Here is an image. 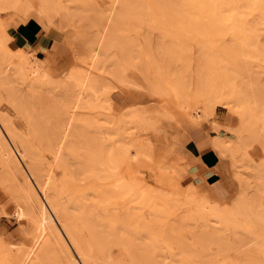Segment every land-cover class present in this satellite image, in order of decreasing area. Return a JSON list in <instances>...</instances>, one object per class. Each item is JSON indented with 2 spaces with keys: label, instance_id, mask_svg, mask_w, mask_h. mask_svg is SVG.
Returning a JSON list of instances; mask_svg holds the SVG:
<instances>
[{
  "label": "bare ground",
  "instance_id": "bare-ground-1",
  "mask_svg": "<svg viewBox=\"0 0 264 264\" xmlns=\"http://www.w3.org/2000/svg\"><path fill=\"white\" fill-rule=\"evenodd\" d=\"M19 1L0 0V11L14 9ZM194 1L179 0L187 10L186 6H189V9L193 7L190 11L188 10L191 19L193 16L191 14L195 13H192L191 10L196 9L193 5ZM160 2L162 0L157 1V5L159 10L162 7L163 10L160 12H163L165 8L163 5L169 4L164 1L166 4H160ZM117 3L121 4L122 13L118 12L119 9L115 11L114 7ZM140 3L138 0H112L111 5L108 4L106 10L100 12L101 10L96 8L90 0H66L65 3L61 0H40V9L38 10L42 9L43 13L53 9L57 10L64 20H69L68 18L75 20L73 26H76L79 32L66 43H69V49L72 48L70 52L73 59L77 60L79 65L88 66L86 70L72 66L58 79L51 76L45 61L39 60L37 57L34 58L31 53L30 55L21 47L13 44L8 38L9 35L0 33V92L5 95L3 98L9 106L4 105V107H8L7 109L13 112L17 118L15 120L11 114L0 110V188L4 192L6 190L13 199V207L16 209L13 213H18L15 214L16 217L28 219V223L33 229V231L22 229L31 237L29 245L22 246L21 243L5 242L0 239V264H215L207 257L202 258L201 253L208 250L210 244H215L219 251L226 250L228 241L220 236L216 230L217 227L209 222H217L224 227L231 225L248 233H255L251 227L255 225L256 218L258 221L260 219L264 222V140H260L262 144L259 142L263 148L262 158L255 160L247 153L252 143L250 141L256 142V138H260L261 135L257 134L255 125L262 123L259 127L262 130L264 128L261 116L264 109V84L262 85L260 80H258L260 84L257 83L253 78L255 75L248 73L245 62H242L237 56L239 50L245 49V53H248L253 47L254 36L260 24L264 22V7L259 5L261 8L254 23L241 27L234 40V45L217 48L220 50V55L196 57L197 61L194 60L193 68V64L190 62L191 57L186 51L190 48H184L186 44L182 43L183 40L179 41L185 50L179 51L182 52V55L185 52L187 55L174 56V53L179 52L177 48L181 44L178 42L180 45L177 47L176 33L168 30L173 22L166 25L167 22L161 21L160 24L159 21L158 29L162 30V34L166 32V29L167 32H170H168L169 34L164 33L165 37L170 35L171 38L175 33L174 37L176 36V38L173 37L175 42L168 43L169 46L176 43L175 46L173 45L175 48L169 49L168 44L165 45L168 48L162 46V40L158 37L160 32L157 37L161 41L158 43L161 47L159 52L162 55L159 59L150 58L151 51L145 45L148 48H146L145 55H148L149 59L139 60L143 64L140 70L147 76L149 75L151 82L149 85L151 88L153 87L152 89L157 92V95L163 93L164 90L172 91L178 100L184 103V106L188 104L190 89L196 90L198 95L209 92L213 96L223 91L230 96V101H225L223 105L238 116V126L228 129L233 132V142L222 141L220 136L213 135L210 143L221 157L228 154L233 166L237 165L236 163L242 164L246 171L238 177L240 189L237 196L231 205L223 206L224 203L220 205V203L214 202L215 197H212L213 199L208 197L206 195L208 192L197 200L192 183L186 184L182 198L172 193L164 195L146 187L129 174V159L132 158L131 156L141 154L143 149L140 146H134L124 135V132L119 130L120 127L111 131L104 126L103 124L107 120L105 114L97 111L99 112L97 116L90 115L93 109L104 111V108L107 107L105 106L106 99L103 98L106 89H103L104 92L101 93L97 91L101 85L104 87L105 81L102 83L103 80L100 79V83L90 73L92 68H99L100 62H103L101 58L106 54L108 46L116 44V48L119 50L117 51L118 55H120V60L109 61V63L114 62L113 65H115L112 70L106 68L111 70L108 71L111 76L121 77V70H125L126 66L130 67L131 63H134V60L127 58L131 53L127 52L126 47L128 46L120 44L121 38L118 40L114 36L120 31L123 23L129 25L134 22H142L137 18L143 17V14L145 16L146 10L144 12L141 10L143 14L140 15L135 13L142 7L146 9L145 6H141L143 2L141 5ZM201 3L210 9L209 0H201ZM19 5L21 6V4ZM19 5V8L23 6V4L21 7ZM153 5L157 7L156 3ZM172 6H170L171 11H173ZM168 7L166 9L170 8ZM135 8L137 10L134 11ZM148 9L150 10V8ZM130 10L138 17L131 15ZM88 11L89 13H87ZM185 11L184 13H186ZM55 12L48 16L50 20ZM127 13L128 15H126ZM129 13H131V17H129ZM117 14L119 15L116 16ZM154 14L156 16V13ZM166 15L161 16L166 17ZM132 16L136 18L133 21ZM70 20L69 22L72 21ZM60 24L64 25V23ZM71 24L72 22L69 26L72 27ZM207 25L208 23L204 26ZM211 25L212 23L209 22L208 27ZM87 26L101 28L102 31L96 32L92 37L84 38L80 32ZM184 27H187L185 31L184 28L182 29L184 34L188 30V35L191 36L198 28H201V26L196 27L197 30L195 28L193 33L194 28L192 29L193 26L190 25L192 34H189L191 33L190 28L186 25ZM176 28L174 29L176 30ZM128 41L131 43V40ZM205 43L207 48L213 45V42L205 41ZM132 48H128V51ZM257 48L258 50H254L253 54H259L261 60H264L262 59L264 58V42ZM170 53H172L171 56L174 55L165 58ZM162 61L165 64L163 63V67L160 69L157 64ZM121 78L125 80L127 77ZM116 79L113 77V81ZM125 82L123 83L125 84ZM129 82L134 83L130 80ZM162 82L168 85L167 90L162 87ZM97 86L99 87L97 88ZM149 92L152 91L149 90ZM180 106L182 107V105ZM184 106L181 109H186L187 106L185 108ZM154 109L158 110V108ZM137 110L129 109L134 120L141 117ZM163 110H165L164 107ZM129 112L128 114H130ZM195 116L198 117V114L196 113ZM263 135L261 138L264 139ZM130 148L134 149L132 155ZM49 158L52 162L48 160ZM55 167H60L63 173L69 176V178L65 177L67 180L60 186L55 184L54 177L52 178ZM172 170L175 171L174 167ZM81 182H84V185L87 184L88 190H78ZM69 190L71 193L73 191L75 193L71 194V197H68V194L69 199L67 197L65 199ZM179 200L181 202L178 207L183 203L182 205L185 204L186 210H188V214L184 215L185 219L183 220L192 219V214L196 213H198V218L204 220L201 222L200 228L198 226L199 230L193 232L194 237H192V241L200 245L199 251L191 248L184 241L180 242L181 238L178 237L179 227L182 226L183 230H189L187 226L191 225L179 224V217L176 214L177 218H168L172 213H175L172 212L175 211L173 206L178 204ZM196 201H200L199 205H195ZM76 222L79 224L77 225ZM239 222L242 223V226H238ZM192 227L194 228V226ZM193 228L191 229L193 230ZM191 229L190 232L193 236ZM113 246L116 247L115 254Z\"/></svg>",
  "mask_w": 264,
  "mask_h": 264
},
{
  "label": "rangeland",
  "instance_id": "rangeland-1",
  "mask_svg": "<svg viewBox=\"0 0 264 264\" xmlns=\"http://www.w3.org/2000/svg\"><path fill=\"white\" fill-rule=\"evenodd\" d=\"M20 1L18 3L21 4V6L23 4L22 7L18 4L21 8H19L17 5L16 6L18 7L17 9L15 7L12 10L8 9L7 11L6 10L2 12L0 11V22H1L0 28L1 26H3L2 27L3 29L2 28L0 29L1 31L0 33H4L6 34V36L9 35L8 38L13 42V44L21 47L22 50H24L25 52H28L29 54L31 53L32 55L31 54L30 55L33 56L34 58L37 57L39 60L45 61L51 76L56 79L60 78L61 77L60 75H63L65 71L67 72L69 68H71L72 66H77L85 70L88 69L87 65L86 66L83 64L79 65V63H77L78 61L73 59L74 57L70 52L72 48L69 49L70 45L69 43L68 44L66 43L67 40L69 41L71 38L75 37L78 34L77 32H79L77 27L73 26L75 20L68 18L69 20L70 19L72 20V21L70 20L72 22L71 24L72 27H71L69 26L71 22H69V20L66 19L64 20L61 14L57 10H55L56 12L53 9L49 10L50 12L47 10L48 11V12L46 11L47 13H45L44 11L45 15L42 9H41L42 12L41 10H38L40 9L39 6L40 0H20ZM65 1L66 0H61V2L63 3H65ZM90 1L91 3L95 4L96 8L101 10L100 12H104L106 10L105 9L106 6L108 7V4L111 5L112 0H90ZM138 1L139 3L143 2L142 5L141 3L140 5L145 6L146 9H143L144 7H142L141 9L139 8L140 11H137L135 13H139L140 15L141 13L143 14L144 10H146L145 16L143 14L144 18L142 16L137 18L138 16L134 15L133 14L134 12L131 10H130L131 13L132 12L133 13L132 14L129 13V17H131L130 14L134 15L135 17L137 16L136 18L141 19L142 22L141 21L140 23L134 22L129 25L123 23V25L120 28V31L115 33L114 36L118 40L119 38H121L119 41V43L121 42L120 44L123 43L124 46H128L126 47L127 52L129 53L131 52L132 54L130 53L129 57L127 58H129V60H134V63H131L130 67L126 66L127 69L125 68V70L124 69L121 70L120 76L123 77V79L127 77L125 80H122L121 77H117L114 75L111 76V74H109L108 71H111L113 66L115 65H113L114 62L109 63V61H111L112 59L113 61L120 60L119 57L120 55H118L117 51L119 50H117L116 44H110L108 46L106 54H104V57L101 58L103 59L102 60L103 62H100V66H99L100 70L99 68L97 69L92 68L90 73L92 76L96 78L97 81L100 82L101 80H103L101 81L102 83L105 81L104 87L101 84H100L101 86L99 85L101 88L97 86V88L99 87L97 91L101 93L104 92L103 89H106L107 95L104 94L103 98L105 97L106 99L105 106L107 107L104 108L105 112L101 110L93 109L90 112V115L93 114V116H97L99 114V112L97 111H100L101 114H105L107 120L104 122L103 124L104 126L109 128L111 131H115L120 127L119 130H121V132L122 131L124 132V135L131 143H133L134 146L136 147L140 146L143 149V152L141 154L137 156L135 155L134 157L131 156L132 160L129 159V174L135 177L138 181H141L146 187H149L151 190L155 192L158 193L161 192L164 195L165 193L166 195L167 194L171 195L172 193L173 195L176 194L180 196V198H182L184 187L186 186V184L189 185L190 183H192L194 185L193 191L197 200L202 198L203 195L208 192L209 194L208 193L206 194L208 195V197H210L211 199L215 197L213 199L214 202L216 201V203L218 204L220 203V205H223L222 203H224L223 206L225 205L228 206V204L231 205V203L233 202L234 198L237 196L240 189L238 177L239 175H241V173L244 174V172L246 171L245 167L239 163H236L237 165L233 166L230 158L228 157V154L221 157L217 153V151L213 149V147H211V152L207 154L206 157H201L203 152L210 149L209 148L210 146L207 145V147L205 148H200V143L202 141H208V143H210V140L213 137V135L214 136L216 135L217 137L220 136L222 141L224 140L227 142H233L232 140L233 132L232 131L230 132V130L228 131V129L229 127L238 126L237 125L238 116L236 113L229 111V109H227V107L223 105L225 101H230L231 99L230 96H228L223 91L220 92L218 95L216 94L213 96L209 92L198 95L196 90L190 89L188 104L185 105L187 107L186 109H181L183 108L184 103L179 101L176 95L172 93V91L166 92L164 90L163 92L164 94L161 93L162 95L161 94L157 95V92L154 91V89H152L153 87L151 88V85H149L151 83L149 81V75L147 76L146 74H144V72L140 70V68L142 69L143 64H141L139 60L149 59V56L145 55V52H147L148 48L151 51V55H152L150 58L156 57L159 59V57L162 54L159 52L161 48L159 46L160 45L159 43L161 41L158 40V37L159 39L162 40L161 44L164 47L166 44L168 43L170 44V42H175L174 41V39L176 38V36L174 37L175 33L177 35V39H175L177 42V47L178 45L181 44L180 41L183 40L182 43L186 44V46L184 45V48L191 49V50L188 49L186 51L187 54L190 55L191 57L190 62L192 64L194 63L195 59L197 61L196 57H200L204 55H220L221 54L220 50H218L217 48H220L221 46L225 47L231 44L234 45V40L238 35V31L244 25L249 23H254V21L256 20V16L261 8V6L259 5H262L264 7V0H209L208 5L210 9H207V7L201 3V0H195L193 5L196 7V9L195 10L193 9L194 11L191 10L192 13L193 12L195 13L193 14L190 13L191 16L192 15L195 16V17L192 16V19L189 17L188 10L190 11V9H192L193 7L189 9V6H186L188 8L187 10L182 2H181L182 5L180 4L179 0H176V2L175 0H167V1L162 0V2H160V4L161 3L166 4L164 2H167L169 4L167 6L169 7L173 5L172 7L174 12L171 11L172 10L171 7H170L171 9L168 7L170 9L169 10L166 9L167 6L164 5H163V7H165L164 11L160 12L163 9L161 7V9L159 10L157 1H161V0H157V1L138 0ZM154 3H156L157 7H154L155 6L153 5ZM68 4L71 3L68 2ZM117 5L119 8L117 7ZM114 8H116L115 11L119 9L118 12H121L123 9L121 8V4L119 3H117ZM148 8H150V10ZM184 9L187 11H185ZM37 10L40 12H38ZM133 10L135 11L137 9L135 8ZM167 10H169L168 11L169 13L167 12L165 14H162ZM184 11L186 13H184ZM53 12H55V14L54 16L50 17L51 18L50 20L48 16L49 15L51 16ZM175 12H177L178 15L174 14ZM87 13H89V11ZM154 13H156V16ZM119 14H117L116 16H118ZM114 15L113 17H116ZM126 15H128V13ZM157 15L160 16L166 15V17L158 16L159 17L158 18ZM136 18L133 17L132 21L135 20ZM157 19L159 20L157 21ZM159 21L160 24L161 21L163 23L167 22L166 25L167 24L170 25L173 22V25L172 26L170 25V27H174V28L177 27L176 30L174 28L171 29L170 27H168L169 31L171 30V32H175L174 34L171 33L173 34V36L171 35L172 36L171 38L170 35L169 36L166 35V37L165 35H163L164 33L169 32V31L167 32V29L166 32H163V34L161 32L162 30L160 31L158 29ZM59 22L64 23V25L63 24L61 25ZM209 22L212 23L210 27H208ZM174 23L176 26L174 25ZM207 23L208 25L204 26ZM185 25L188 26V28H190V25L193 26L192 27V29L194 28L193 33L196 27L201 26V28H198V30L196 28L197 31H195V34L191 36L188 35V30L184 34V31L187 28L184 27ZM183 28L184 31L182 30ZM192 29L191 28L189 29L191 32L189 34H192ZM101 31H102L101 28L96 29L94 27L87 26L85 27V29H82L80 33H82L83 34L82 36H84L85 38L88 36L92 37L93 35L96 34V32H101ZM158 33L160 34V36L157 37V35H159ZM161 35L162 37L164 36L165 38H162ZM254 38H255V41L253 43L254 45L252 48H250V51H248V53H245V49L244 50L241 49L239 50L240 54L238 53L237 56L240 57L239 59L242 62H245L246 67H248L247 68L248 73L252 74L253 76L255 75L253 78L256 79L258 84H260L258 81L260 80L261 84L263 85L264 60H261V57L258 56L259 54L257 52L256 53L258 55H256L255 53L254 55L253 51L258 50L257 47L264 42V22L263 24H260L259 29L255 34ZM128 40H131V43ZM205 41L213 42L212 47L210 48L205 47L206 46ZM169 44H168L169 49L172 47L173 49L175 48L174 46L176 43L175 44L171 43L172 44L171 46H169ZM183 44H181L180 46H182ZM211 44L209 45L211 46ZM130 45H132L133 48L130 47ZM145 45H147L148 48ZM180 46L179 48H177V51L180 50L183 52V50L185 49H183V46L182 47ZM168 47L165 46V48ZM128 48H132V49H129L130 51H128ZM229 48H231V46H229ZM180 51L174 53L175 55L174 54L173 55L174 56L182 55V52ZM171 54L172 53H170V55L167 56L163 55V56H165V58L167 57L170 58L173 56V55L171 56ZM183 54L185 55L186 52ZM163 56L162 58H164ZM163 63L165 64V62L163 61L157 64L160 69L163 67ZM194 64L192 65V68ZM106 68L108 69L110 68L111 70H107ZM105 69L107 70V72L105 71ZM145 75H146V79H145ZM113 77L114 79L116 77L117 78L116 80L118 81L116 80L113 81ZM129 80L131 82L133 81L134 83L132 82L133 84H131ZM123 82H125V84ZM162 87L166 90L168 89V85L165 83L162 84ZM149 90L152 91L153 93L149 92ZM3 97H5V95L4 94L2 95L0 92V110L11 114V117L17 120V118H15L16 117L15 114L11 112L9 109H7L9 106L7 103H5L4 100L5 98ZM4 105H7L8 107L6 108L4 107ZM180 105H182V107ZM163 107L165 108V110H163ZM154 108H158V110H161L162 108V110L161 112H158V110ZM129 109L130 110L138 109L137 112L141 114V117H139L140 119L134 120L132 117V112L130 113ZM128 112L130 114H128ZM196 113L198 114V117L195 116ZM154 115L156 116L154 117ZM159 115H161L160 118H157V116L159 117ZM261 116L263 119L262 122L264 124V109L262 110ZM167 117L171 119L169 120ZM175 121L177 122V124ZM260 124L262 125V123ZM260 124L258 123V125H255L258 132H260L259 130H262V128L259 127ZM21 129H23V127H21ZM258 132L257 134L259 135L264 134V128L261 131L262 133L261 132L258 133ZM261 135L260 138L262 137ZM260 138H256L257 143L259 142L261 143V141L264 140L263 138L261 139ZM184 141L185 143H183ZM250 142L252 143L247 150L248 155L254 158L255 160L262 158L263 157L262 156L263 148L261 147L262 143L257 144L254 141H250ZM204 144L206 143L204 142L203 145ZM130 149H131L130 153L132 155L134 153V149L132 148ZM48 160L51 161L50 158ZM48 160L47 162H49ZM173 167L175 171L172 170ZM65 177L69 178V176H66L63 173L60 167L57 168L55 167L53 169L52 178L54 179L55 184L60 186L61 183L67 180L65 179ZM85 185L84 182L83 183L81 182L78 190L79 191L88 190L86 183ZM73 193H75V191L71 193V191L69 190L67 192V195L65 196V199L68 196V194H69L68 197H71V194ZM208 197L206 196V198ZM210 198L209 200H211ZM12 202L13 199L6 192V190L4 192V190L0 188V239H2L5 242L11 241L16 244L21 243L20 245L22 246L29 245L31 242V237L27 234L26 231L25 233L22 229L23 228L26 230L31 229V231H33V229L29 225L28 219H26L25 217L20 219L18 218V216L16 217L18 213L16 212L13 213L16 209L15 207H13L14 202L13 203ZM180 202L181 200H179L178 204H176L177 206L176 205L173 206L175 211L173 210L172 212L175 213L171 212L172 215H170L168 218L175 219L179 217L178 218L179 224L181 225L183 224V226H186L187 224L191 225V226H187V229L189 230H186L185 227H183L185 229L183 230L181 228L182 226L179 227L180 231H178L179 232L178 237L181 238L180 242L184 241L188 244V246H191V248L199 251L201 247L199 244H196L192 241L193 240L192 237H194L193 232H195V230L196 232L199 230L200 224L201 222H204V220H202V218L201 219L198 218L197 216L198 213L192 214V216L190 215L192 219L183 220L185 219L184 215L188 214L187 213L188 210H186L187 207L185 206V204L182 205L183 203L181 204L180 207H178ZM199 203L200 201H196L195 205H199ZM177 207L178 209L179 208L180 209L178 210ZM194 210H196V208H194ZM175 214L177 215V217H175L176 216ZM254 221H255L254 222L255 225H253L251 229H253L255 233L257 232L256 234L248 233L243 229L233 227L231 225L224 227L217 222H213V221L209 222V224H214L217 227L216 228L217 232L220 234V236L224 237L226 241H228V246L226 247V250L219 251L216 248L215 244H210L208 250H206L205 252L203 251L204 253H201V257L202 258L207 257L209 261L213 260L214 262L213 261L212 262L215 264H248V263L261 264L262 262L264 263V238H263L264 222L261 221L260 219L258 221L257 218ZM192 226H194V228ZM238 226H242V223L239 222ZM190 227L193 228L194 231ZM190 229L193 233V236L191 235ZM84 233L86 235V232ZM189 234L191 235V237ZM84 238H86V236ZM112 248L114 249L113 253L115 254L116 252L114 251H116L115 249L116 247L113 246ZM261 249L263 250L262 252ZM246 261L247 262L251 261L252 263L251 262L247 263Z\"/></svg>",
  "mask_w": 264,
  "mask_h": 264
},
{
  "label": "crops",
  "instance_id": "crops-1",
  "mask_svg": "<svg viewBox=\"0 0 264 264\" xmlns=\"http://www.w3.org/2000/svg\"><path fill=\"white\" fill-rule=\"evenodd\" d=\"M40 46H41V45H40ZM204 142H205V143H206V142L208 143V141H202V142L200 143V148H202V147L205 148V147H207V145H209V146H210V147H209L210 149H208L207 151L203 152L202 155H201V157H206L207 154H209V153L211 152V144H210V143H208V144L206 143L205 145H203Z\"/></svg>",
  "mask_w": 264,
  "mask_h": 264
}]
</instances>
